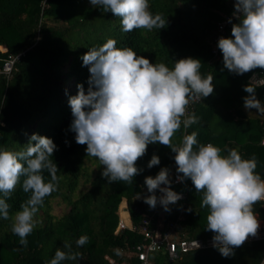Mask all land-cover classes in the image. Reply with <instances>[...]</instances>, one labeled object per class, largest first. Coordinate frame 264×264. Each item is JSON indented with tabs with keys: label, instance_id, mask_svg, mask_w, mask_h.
<instances>
[{
	"label": "trees",
	"instance_id": "1",
	"mask_svg": "<svg viewBox=\"0 0 264 264\" xmlns=\"http://www.w3.org/2000/svg\"><path fill=\"white\" fill-rule=\"evenodd\" d=\"M149 4L153 13L166 18V25L124 32L120 17L91 5L89 0H0V148L20 150L33 132L49 136L57 145L51 159L59 177L57 190L38 206V223L27 235V245H21L19 236L11 231L15 212L30 196L21 187L23 177L6 198L9 218H0V264H46L57 247L63 248L64 241L71 242V250L79 254L78 264H140L134 248L144 243L143 233L129 228L115 232L123 199L134 225L147 214L149 227L158 221L163 225L177 222L178 238L213 237V231L206 229L209 209L200 204L203 191H196L190 178H185L184 184L171 183L170 187L183 191L185 197L170 204L168 211L159 201L150 207L144 200L150 194L144 177L154 176L162 166L169 168L170 176L177 167L168 145L149 143L134 162L141 170L132 180L109 182L101 175L104 165L87 155L86 144L75 141V133L69 128L72 113L68 99L76 94L77 83L87 90L90 75L81 56L110 37L117 47L130 46L150 62H164L169 67L181 57L200 58V71L212 74L214 89L199 102L189 103V112H195L199 119L187 129L181 125L172 143L181 144L183 135L195 130L200 143L212 142L225 150L236 148L243 157L254 155L255 171L264 178V118L260 113L248 115L242 99L247 95L243 85L250 84V74L261 68L236 74L223 66L218 47V55L212 54L214 36L232 35L236 18L222 33L217 31V23L234 9V0H149ZM21 52L10 77H6L1 72L3 59ZM250 85L264 104V84ZM153 153L160 163L149 168L147 162ZM92 161L97 167L89 172L86 163ZM44 178H50L47 170ZM54 199L65 204L59 214L53 212ZM253 210L264 221V202H255ZM81 235L88 239L77 246L75 240ZM114 248L121 250L119 255ZM263 254L264 239H256L245 240L227 257L209 246L177 251L174 256L159 249L149 254V259L152 264H256ZM61 264L77 261L64 260Z\"/></svg>",
	"mask_w": 264,
	"mask_h": 264
},
{
	"label": "clouds",
	"instance_id": "2",
	"mask_svg": "<svg viewBox=\"0 0 264 264\" xmlns=\"http://www.w3.org/2000/svg\"><path fill=\"white\" fill-rule=\"evenodd\" d=\"M120 17L121 30L160 29L167 23L161 13H153L149 0H89ZM231 36H220L217 47L222 52L223 66L236 74L254 68L264 69V0H234ZM231 20V18H229ZM108 38L97 47L88 48L81 56L88 66L87 90L77 83V92L68 103L72 120L70 130L75 141L86 144L85 152L104 165L101 175L111 181H130L141 170L134 163L142 156L149 143L168 145L174 152L177 180L190 178L196 191H203L201 207L207 206L206 229L213 231V246L221 255L234 254L249 235H255L259 219L253 204L264 200V178L255 171L257 158L243 157L236 148L222 149L212 142L200 143L193 130L182 137V143H172L176 130L189 128L199 117L186 111L190 102H199L213 92L211 73L203 74L201 59L185 56L174 60L171 67L164 62H150L130 46L117 47ZM247 95L242 97L246 110L264 113L255 89L243 85ZM26 147L20 150L0 148V218H9V197L21 182L30 196L15 212L11 231L27 245V235L38 223L35 214L45 196L57 190V165L51 159L57 145L52 138L33 132ZM195 146V147H194ZM160 163L153 153L147 162L151 168ZM47 170L49 179L45 180ZM150 193L144 197L150 207L157 202L165 211L182 198V193L170 187L169 168L144 177ZM159 189V197L154 190ZM190 210V209H189ZM86 235L75 240L77 246L86 243ZM69 241L57 247L46 264H61L76 260ZM67 250V251H66ZM113 251L119 255L120 249Z\"/></svg>",
	"mask_w": 264,
	"mask_h": 264
},
{
	"label": "built area",
	"instance_id": "3",
	"mask_svg": "<svg viewBox=\"0 0 264 264\" xmlns=\"http://www.w3.org/2000/svg\"><path fill=\"white\" fill-rule=\"evenodd\" d=\"M234 9L227 12L223 15V18L217 23V31L222 33L226 24L233 18L232 16ZM218 35L214 36L211 40L212 44V54L213 57L218 55L217 52V40ZM14 54L9 55L3 59L1 72L6 77H10L12 69L14 68V64L18 59L19 55L22 54ZM248 82L254 86H261L264 84V69H259L253 71L248 77ZM190 105L187 106L186 111H189ZM261 144L264 145V138L261 140ZM181 175L177 173L176 168L171 172L170 179L173 185L184 184L183 181L177 180V176ZM182 193V198L184 199L185 194L183 191H178ZM125 200V199H124ZM264 202V200H260ZM127 210V214L123 215L119 212V219L115 228V232L123 228H129L132 230H139L143 233L144 243L136 244L134 251L135 254L140 261V264H152L149 259V254L159 250L164 249L169 256H174L177 251L178 253H184L190 250L201 249L209 246H213L212 237L206 238L202 240L200 238H178L176 236V224L177 222H169L166 225H163L161 221H158L154 227H149V215L145 214L144 217L139 221L137 225H134L130 219V214L127 208V203L125 200V206H123ZM181 218V215L179 216ZM259 219V218H258ZM256 239H264V221L259 219V227L255 235H249L245 240H256ZM256 264H264V254L261 259Z\"/></svg>",
	"mask_w": 264,
	"mask_h": 264
},
{
	"label": "rangeland",
	"instance_id": "4",
	"mask_svg": "<svg viewBox=\"0 0 264 264\" xmlns=\"http://www.w3.org/2000/svg\"><path fill=\"white\" fill-rule=\"evenodd\" d=\"M78 4L80 5V3H78ZM69 84H70V82H69ZM69 86L71 87V85H69ZM245 112L248 115H259V113H260V112H257L256 109H254V108L250 109V110H246L245 109ZM260 114L264 118V113H260ZM86 165H87V170L89 172L96 170L97 166H96L95 162H93V161L92 162H87ZM156 194H157L158 197H159V195H161L159 190H158V193H156ZM52 206H53V212H55L56 214H59L62 211V209L65 208V204L62 203V202H59L58 199H54L52 201ZM123 206H125V200L124 199L119 205V212H120V214L125 213V215H126L128 212Z\"/></svg>",
	"mask_w": 264,
	"mask_h": 264
},
{
	"label": "bare ground",
	"instance_id": "5",
	"mask_svg": "<svg viewBox=\"0 0 264 264\" xmlns=\"http://www.w3.org/2000/svg\"><path fill=\"white\" fill-rule=\"evenodd\" d=\"M123 215H125V213H123Z\"/></svg>",
	"mask_w": 264,
	"mask_h": 264
}]
</instances>
